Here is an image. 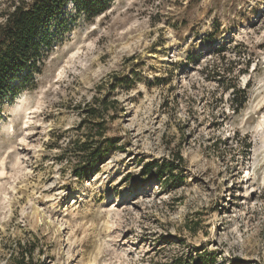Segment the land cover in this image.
<instances>
[{
  "label": "rangeland",
  "instance_id": "obj_1",
  "mask_svg": "<svg viewBox=\"0 0 264 264\" xmlns=\"http://www.w3.org/2000/svg\"><path fill=\"white\" fill-rule=\"evenodd\" d=\"M41 64L0 109V264L27 238L42 264H264V0H113ZM100 98L116 146L78 178Z\"/></svg>",
  "mask_w": 264,
  "mask_h": 264
},
{
  "label": "trees",
  "instance_id": "obj_2",
  "mask_svg": "<svg viewBox=\"0 0 264 264\" xmlns=\"http://www.w3.org/2000/svg\"><path fill=\"white\" fill-rule=\"evenodd\" d=\"M113 0H12L0 21V109L5 100L17 96L31 85L33 74L40 72L43 58L81 18L91 20L104 13ZM116 86H127L119 78ZM239 109L247 100L245 88L234 90ZM234 98V97H233ZM235 98L233 100H235ZM114 102L96 99L86 108L88 119L84 140L71 141L68 150L78 158L72 170L78 178H88L99 162L116 146L112 137H104V114ZM63 158V157H62ZM168 172V165L162 166ZM161 170V166L159 168ZM4 264H42L37 240L17 239L8 246ZM196 264H214V258L195 260ZM190 264V263H186Z\"/></svg>",
  "mask_w": 264,
  "mask_h": 264
}]
</instances>
